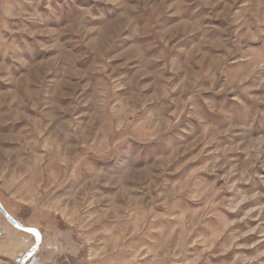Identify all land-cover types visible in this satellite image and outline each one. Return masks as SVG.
Returning a JSON list of instances; mask_svg holds the SVG:
<instances>
[{
	"label": "rangeland",
	"instance_id": "obj_1",
	"mask_svg": "<svg viewBox=\"0 0 264 264\" xmlns=\"http://www.w3.org/2000/svg\"><path fill=\"white\" fill-rule=\"evenodd\" d=\"M0 204L34 264H264V0H0Z\"/></svg>",
	"mask_w": 264,
	"mask_h": 264
},
{
	"label": "water",
	"instance_id": "obj_2",
	"mask_svg": "<svg viewBox=\"0 0 264 264\" xmlns=\"http://www.w3.org/2000/svg\"><path fill=\"white\" fill-rule=\"evenodd\" d=\"M0 216H3L5 220L11 225L15 230L22 232L24 234L30 235L33 238V244L29 249L23 254L21 259L17 261L18 264H34L36 261V254L40 251L42 236L36 229L28 228L23 226L21 223L13 219L0 204Z\"/></svg>",
	"mask_w": 264,
	"mask_h": 264
},
{
	"label": "crops",
	"instance_id": "obj_3",
	"mask_svg": "<svg viewBox=\"0 0 264 264\" xmlns=\"http://www.w3.org/2000/svg\"><path fill=\"white\" fill-rule=\"evenodd\" d=\"M18 245V244H17ZM19 259H15V262L17 263V261H18Z\"/></svg>",
	"mask_w": 264,
	"mask_h": 264
},
{
	"label": "bare ground",
	"instance_id": "obj_4",
	"mask_svg": "<svg viewBox=\"0 0 264 264\" xmlns=\"http://www.w3.org/2000/svg\"><path fill=\"white\" fill-rule=\"evenodd\" d=\"M42 244V243H41ZM41 248V247H40Z\"/></svg>",
	"mask_w": 264,
	"mask_h": 264
}]
</instances>
